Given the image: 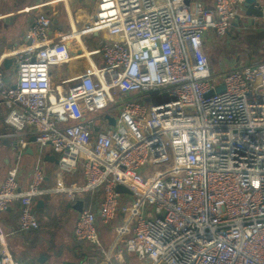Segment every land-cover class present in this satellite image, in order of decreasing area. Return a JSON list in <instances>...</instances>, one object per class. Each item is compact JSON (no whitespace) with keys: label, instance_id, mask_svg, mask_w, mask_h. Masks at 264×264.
<instances>
[{"label":"built area","instance_id":"2783aa9c","mask_svg":"<svg viewBox=\"0 0 264 264\" xmlns=\"http://www.w3.org/2000/svg\"><path fill=\"white\" fill-rule=\"evenodd\" d=\"M244 1L96 0L85 29L104 36L88 52L103 63L55 84L52 69L83 52L50 41V18L38 12L27 44L10 52L15 82L0 74L11 128L0 137L16 148L0 180V212L18 202V228L38 226L39 161L26 187L19 180L34 137L39 150L58 152L56 191L101 189L97 210L77 214L76 240L99 244L96 219L107 224L126 210L122 185L131 208L151 206L136 212L124 242L141 264H264V62L215 74L204 46L209 29L215 42L228 33ZM78 167L84 184L66 186L63 176ZM0 264H31L12 256L1 231Z\"/></svg>","mask_w":264,"mask_h":264},{"label":"crops","instance_id":"0c3cea01","mask_svg":"<svg viewBox=\"0 0 264 264\" xmlns=\"http://www.w3.org/2000/svg\"><path fill=\"white\" fill-rule=\"evenodd\" d=\"M200 1L208 7L213 5V0ZM256 2L264 9V0ZM95 7L96 0H0V74L6 83L13 84L16 78L10 52L27 44L25 33L40 11L50 18L47 32L50 41L64 42L71 53L83 52L67 64L52 69L54 84L80 74L89 66H101L103 61L100 56L88 52L98 47L104 36L85 29ZM207 38L208 32H205V51L210 69L215 74L229 67L243 66L255 58L264 62V18L246 15L244 5L224 37L211 45ZM225 55H230V58L226 59ZM7 58L10 62L4 66L3 61ZM6 111L0 100V134L11 131L3 122ZM7 139L0 137V180L15 161L16 148L11 138ZM28 146L32 148V153L23 151L19 158L20 185L27 186L32 169L39 161L44 172L42 187L45 193L33 201L32 209L38 222L36 228L27 231L18 228V202H12L7 210L0 212V231L12 256L31 264H111L112 257L119 264H141L125 250L124 242L130 235L136 212L149 214L150 211L146 212L144 206L138 210L131 208L133 197L129 193H121L120 206H126V210L117 211L107 224L96 219L99 244L76 240L73 229L80 210L75 205L80 202V209L96 211L101 189L73 191L71 196L56 191L54 176L58 152L51 146L39 150L34 142H28ZM63 179L66 186L84 184L80 167L71 174H65Z\"/></svg>","mask_w":264,"mask_h":264},{"label":"water","instance_id":"95a60500","mask_svg":"<svg viewBox=\"0 0 264 264\" xmlns=\"http://www.w3.org/2000/svg\"><path fill=\"white\" fill-rule=\"evenodd\" d=\"M244 7H245V13L248 16H253V17H258V18H264V9L261 7V5L256 2V0H245L244 1ZM10 62V59L7 58L3 61V65L6 66L8 63ZM223 90V86H217L215 91L216 92H221ZM208 94H211V92H209ZM109 123L110 124H114V119L111 116H106ZM89 128L92 130H97L96 127H92V125H89ZM29 142H33L34 141V137H30L28 139ZM25 152L27 153H32V148L30 146H27L25 149ZM116 190L120 193H130L129 190L127 188H125L122 185H117L116 186ZM76 209L79 211L81 210L80 208V202H78L75 205Z\"/></svg>","mask_w":264,"mask_h":264},{"label":"rangeland","instance_id":"374dc122","mask_svg":"<svg viewBox=\"0 0 264 264\" xmlns=\"http://www.w3.org/2000/svg\"><path fill=\"white\" fill-rule=\"evenodd\" d=\"M207 32H208V38H207V40H208V44L211 45V44H213V43L215 42V40H213V39H215V36H214V34H213V30L209 29ZM220 42H221V41H220ZM225 56H226V59H227V58H228V59L230 58V55H225ZM54 81H55V80H54ZM103 120H104V118H100V117H99L97 123H98V124H102V121H103ZM7 140H9V138H8ZM56 170H57V169H56ZM62 194H65V193L62 192ZM65 195H67V194H65ZM144 208L146 209V212L151 211V206H149L148 204H145V205H144ZM145 209H144V211H145ZM110 263H111V264H119V263L117 262V260H116L114 257L111 258Z\"/></svg>","mask_w":264,"mask_h":264},{"label":"trees","instance_id":"16d2710c","mask_svg":"<svg viewBox=\"0 0 264 264\" xmlns=\"http://www.w3.org/2000/svg\"><path fill=\"white\" fill-rule=\"evenodd\" d=\"M20 209V208H19ZM18 214H19V212H18Z\"/></svg>","mask_w":264,"mask_h":264}]
</instances>
